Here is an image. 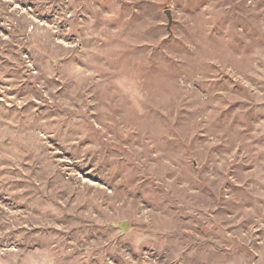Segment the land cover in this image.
<instances>
[{
    "label": "rangeland",
    "instance_id": "obj_1",
    "mask_svg": "<svg viewBox=\"0 0 264 264\" xmlns=\"http://www.w3.org/2000/svg\"><path fill=\"white\" fill-rule=\"evenodd\" d=\"M0 264H264V0H0Z\"/></svg>",
    "mask_w": 264,
    "mask_h": 264
},
{
    "label": "water",
    "instance_id": "obj_2",
    "mask_svg": "<svg viewBox=\"0 0 264 264\" xmlns=\"http://www.w3.org/2000/svg\"><path fill=\"white\" fill-rule=\"evenodd\" d=\"M165 13H166L168 20L170 22L171 18H170L169 10H166ZM110 225H112L113 227H117L121 233L124 232L127 227H129V223L127 220H121L118 222H110Z\"/></svg>",
    "mask_w": 264,
    "mask_h": 264
}]
</instances>
